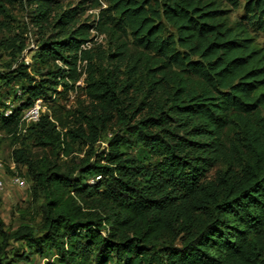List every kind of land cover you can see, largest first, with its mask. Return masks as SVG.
<instances>
[{"label": "trees", "instance_id": "16d2710c", "mask_svg": "<svg viewBox=\"0 0 264 264\" xmlns=\"http://www.w3.org/2000/svg\"><path fill=\"white\" fill-rule=\"evenodd\" d=\"M24 1L41 38L34 61L0 71V131L40 98L49 111L26 127L37 145L91 148L71 172L14 150L42 224L8 229L0 216V264H264V0H105L96 23L80 2ZM93 28L114 51L85 47ZM3 39L0 57L16 60L25 42ZM76 89L92 107L71 125L61 101ZM114 124L123 133L104 137ZM103 138L106 162H91Z\"/></svg>", "mask_w": 264, "mask_h": 264}, {"label": "rangeland", "instance_id": "374dc122", "mask_svg": "<svg viewBox=\"0 0 264 264\" xmlns=\"http://www.w3.org/2000/svg\"><path fill=\"white\" fill-rule=\"evenodd\" d=\"M64 8L69 6L74 7L79 2L80 5L84 7V12L82 13L81 20L95 23L100 17V11L102 8L108 7V3L105 0H61ZM218 1V0H217ZM222 8L226 9L227 14L231 20H237L243 15V9L234 8L228 2L222 3ZM8 15L5 18L4 23L9 25L7 29L4 24L0 26V36L3 37V41L7 43L8 39H16L18 42L23 40L25 42V47L21 54L18 55L16 60H13L9 52H2L0 57V71H7L10 68H14L18 65L19 62L27 63L34 61L33 56L39 48L41 33L39 28L32 22V7L27 5L24 0H9L5 1ZM2 22V21H1ZM53 31L50 29L49 34ZM90 38L92 41H88L85 47L92 48L94 51L97 49L114 51L113 45L111 44V38L107 33L100 32L99 30L93 28L91 30ZM258 43L264 44V36L257 34ZM6 40V41H5ZM99 47V48H98ZM10 66V67H9ZM80 85H83L82 81L78 82ZM10 106L13 107L14 104L8 99ZM62 107L64 110V119L67 123L76 124L77 119L79 118L78 111L85 110L90 111L92 104L89 97L83 89L72 90L68 94V98L62 99ZM65 107V108H63ZM49 111L46 106H43L42 112ZM41 112V114H42ZM69 115V116H68ZM76 115V117H73ZM115 132L123 133L117 125H113L112 129L108 133L104 134V137H111ZM100 139L93 146V149L96 153V156H91L90 161L93 162L95 159L105 163L106 160L100 159L99 155L103 154V151L107 149L106 140ZM26 148L30 152L31 156L35 159L41 158L43 155L56 160L64 169L65 172L75 170L80 159L86 158L90 154L89 145L75 144V151L73 156L75 158L66 157L63 153L58 155L52 154V150L49 148L44 149L36 144V141L33 137L29 136L24 127L20 125L16 132L13 130H2L0 131V160L3 161L5 168L0 169V177L4 180L5 186L0 190V216L1 219L5 222L8 229H16L21 222L30 223L36 230H39V227L42 224L40 203L42 202V197L40 192H34L32 188V181L27 173L26 167L22 164H19L15 161L14 150ZM91 150V151H92ZM104 155V154H103ZM15 164V169L11 166ZM76 165V167H75ZM13 173L18 172L19 174L26 177L28 186L25 188H19L16 185L11 183L10 177L12 176L9 173V170ZM213 173V172H212ZM74 175H78V171H74ZM99 178V177H97ZM96 179L91 178L90 183H93ZM11 246L17 247L19 243L10 240ZM19 246L16 248L15 252L19 250ZM46 259L40 256L39 254H34L32 256V264H44ZM19 264H26L20 262ZM56 264H61L56 261Z\"/></svg>", "mask_w": 264, "mask_h": 264}, {"label": "built area", "instance_id": "2783aa9c", "mask_svg": "<svg viewBox=\"0 0 264 264\" xmlns=\"http://www.w3.org/2000/svg\"><path fill=\"white\" fill-rule=\"evenodd\" d=\"M8 107L5 109V114L9 115L12 113V107L10 106V102H7ZM43 100L42 99H37L32 107L29 109L25 110L21 119V124L24 127V130H26V127L30 125L32 122H36L40 119L41 112L43 110ZM16 165L13 164L11 168L15 169ZM5 168V165L3 161L0 160V169ZM11 183L16 185L19 188H25L28 186L27 179L19 174L18 172L12 174L10 177ZM5 186L4 180L2 177H0V190L3 189Z\"/></svg>", "mask_w": 264, "mask_h": 264}]
</instances>
